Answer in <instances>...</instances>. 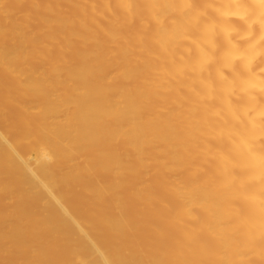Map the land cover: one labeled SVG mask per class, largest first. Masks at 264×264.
Instances as JSON below:
<instances>
[{
  "label": "clouds",
  "instance_id": "9594fccd",
  "mask_svg": "<svg viewBox=\"0 0 264 264\" xmlns=\"http://www.w3.org/2000/svg\"><path fill=\"white\" fill-rule=\"evenodd\" d=\"M23 2L39 28L0 53L80 61L92 103L50 163L92 198L109 264H264V0Z\"/></svg>",
  "mask_w": 264,
  "mask_h": 264
},
{
  "label": "bare ground",
  "instance_id": "6f19581e",
  "mask_svg": "<svg viewBox=\"0 0 264 264\" xmlns=\"http://www.w3.org/2000/svg\"><path fill=\"white\" fill-rule=\"evenodd\" d=\"M30 10L23 0H7L0 10L7 56L26 51V37L38 30L24 27ZM54 59L0 53V264H109L111 241L99 229L92 198L50 163L65 122L92 103L76 91L84 74L78 58L68 56L59 68Z\"/></svg>",
  "mask_w": 264,
  "mask_h": 264
}]
</instances>
